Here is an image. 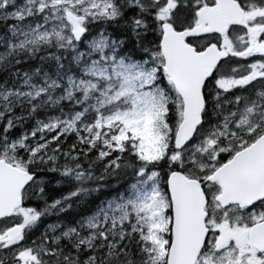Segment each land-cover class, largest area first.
Masks as SVG:
<instances>
[{
    "label": "snow or ice",
    "instance_id": "1",
    "mask_svg": "<svg viewBox=\"0 0 264 264\" xmlns=\"http://www.w3.org/2000/svg\"><path fill=\"white\" fill-rule=\"evenodd\" d=\"M0 264H264V0H0Z\"/></svg>",
    "mask_w": 264,
    "mask_h": 264
}]
</instances>
